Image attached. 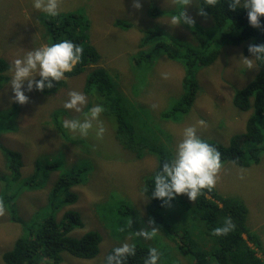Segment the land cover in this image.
<instances>
[{"label":"rangeland","instance_id":"obj_1","mask_svg":"<svg viewBox=\"0 0 264 264\" xmlns=\"http://www.w3.org/2000/svg\"><path fill=\"white\" fill-rule=\"evenodd\" d=\"M41 3H47V0H41ZM140 4L141 7L136 9L133 7V0H57L58 13L77 12L90 20V36L102 56L98 63L91 64L83 72L73 76L65 75L66 83L55 93L38 91L35 86L28 91V82L24 80L22 90L29 99L27 103H17L14 107L12 120L17 127L14 125L15 129L0 135L4 145L19 152L21 156L23 165L20 167V180L13 183L11 192L18 191L14 203L18 215L26 220L37 218L40 221L46 214L53 212L50 204L49 207L44 206L48 202L47 194L50 196L53 183L61 177L57 170L46 172V166L54 158H63L69 168L81 158L91 160L87 172L83 173L81 184L71 187L70 191L76 193L78 198L73 202L63 203L55 213L60 218L67 210L78 211L85 225L74 227L69 235L80 238L90 230L97 231L102 236L100 249L92 258L77 257L63 251L59 264H104L112 247L125 243L130 245L132 241L154 247L159 254L157 264H165L161 259L163 252L167 244L175 243L169 238H161L163 230L149 218L146 208L148 198L142 190L145 179L157 167V156L150 152L151 146L158 148V144L164 145L173 156L175 146L182 139L183 129L186 127L193 126L200 138H219L224 142H229L231 136L247 130L251 112L238 109L233 99L236 90L246 86L256 76L259 66L254 56L244 54L242 46H226L211 64L199 66L196 62L194 69L201 90L193 101L192 109L178 120L164 118L163 113L184 92L183 77L186 67L180 58H169L163 51L153 55L151 59L146 56L135 58L144 32L147 29H166L175 36L179 34L181 40L190 41L193 34L191 28L185 24H173L171 17L177 16L175 13L178 11H185L186 16L203 27L212 25V19L200 10L195 0H140ZM33 5L34 0H0V58L10 64L5 74L8 79L0 82L1 113L15 102L10 99L13 96L10 84L15 70L13 61H23L28 51L46 47L51 42L46 28L49 15ZM156 9L160 10L159 13H155ZM119 19L131 22V26L125 28L116 25ZM153 48V44L149 43L142 50L146 55ZM97 67L111 72L117 82L116 92L124 95L127 100V118L131 122H138L134 130L142 138L139 141L149 145L140 158L118 143L112 134V119L109 118L108 121L101 113L92 121L87 135L82 136L78 130L66 129L69 135L86 138V145L75 144L63 138L56 125L57 113L63 115L62 120L79 119L83 122L90 100L92 106L98 104L94 97L84 91L88 72ZM31 76L33 79L39 77L37 71H32ZM70 91L81 92L86 97V103L80 112L63 108V102L68 99ZM161 125L166 127L164 134H160L156 128ZM100 127L103 132L97 135ZM259 147L263 145L260 143ZM220 162L214 185L223 195L237 196L246 202L249 208L248 224L260 236L264 249V149L260 160L248 166L226 159ZM39 163L42 164L40 168ZM6 165V158L0 150V173L4 172L10 177L11 173ZM5 186V181L0 180V199L6 193ZM119 199L129 201L137 212L138 225L135 229L127 231L128 224L121 225L118 213L116 214ZM178 199L189 203L194 201H190L185 194H180L171 202ZM107 201H113L109 208L106 207ZM189 227L192 233L195 232L196 239L204 243V235L196 232L193 225ZM141 228L152 232L150 239L136 235ZM22 233V227L11 221L9 209L2 204L0 264H6L4 252L13 247ZM256 250L264 260L263 251L259 248ZM178 258L185 264L191 263L188 258V261L182 256Z\"/></svg>","mask_w":264,"mask_h":264},{"label":"trees","instance_id":"obj_2","mask_svg":"<svg viewBox=\"0 0 264 264\" xmlns=\"http://www.w3.org/2000/svg\"><path fill=\"white\" fill-rule=\"evenodd\" d=\"M196 3L200 10L212 19V25L203 27L196 23L185 24L193 32V38L190 41H183L179 34L175 36L173 32L166 29H147L139 46V51H141L135 54L137 59L145 56L151 59L153 55L163 51L169 58H180L186 67L183 77L184 92L179 100L163 113L164 118L178 120L192 109L193 101L196 100L201 90L194 69L196 62L198 65L215 62L226 46H242L244 54L249 56L252 55L248 52L249 44L264 43V17L260 18V27L254 28L248 23L247 10L243 7L230 10L227 0H195ZM159 11L156 9L155 13ZM181 12L185 11H178L175 14L179 16ZM115 24L125 28L131 26V22L121 19ZM90 26V20L77 12H63L54 17L49 16L46 28L51 42L47 46L61 40H70L82 48V53L80 60L71 71L65 72L59 81H53V88H45L42 91L55 93L66 83L65 75H77L91 64L98 63L102 55L92 42ZM149 43H152L154 48L151 49V53L145 55L142 49ZM256 61L259 66L258 73L246 86L236 90L237 93L233 99L238 109L251 112L246 132L231 136L229 142L220 141L219 138L209 140L201 138L219 152L220 160L226 159L241 166L258 162L261 158V151L264 149V56ZM9 66L10 64L4 58H0V82L8 79L5 74ZM116 84L117 82L108 69L97 67L88 72L84 91L94 97L98 104H101L102 116L107 120L112 119L113 124L109 123L118 143L134 153L135 157L140 158L149 145L139 141L142 138H139L134 130L138 122H131L127 118L128 109L125 107L127 100L124 95L116 92ZM16 104L14 102L10 108L0 112V135L17 127L16 122L12 120ZM91 106L92 101L90 100L88 108ZM62 116L57 113L55 122L63 138L75 144L85 143L86 138L67 134L66 128L62 127ZM156 128L160 134L166 132L165 126L161 125ZM260 143L263 147H259ZM0 150L6 158V167L11 173L10 177L6 173L3 174L4 172L0 173V180L5 181L7 189L4 197L0 199V206L6 205L11 214V221L23 229V233L16 239L13 247L4 252L5 263L59 264L63 251L83 258L96 256L102 240L100 233L90 230L80 238L72 237L69 232L74 227L85 225L81 214L75 210H67L59 218L55 213L63 203L73 202L78 198L76 193L70 191L71 187L81 184L83 173L87 172L91 160L86 157L81 158L69 168L62 160L63 158H54L52 163L46 166V172L51 173L57 170L61 173V177L53 183L50 196L47 194L48 202L44 206L49 207L50 204L53 212L46 214L40 221L37 218L26 220L18 215L14 203L18 191L11 192L13 183H18L20 180V167L23 165L20 153L4 145L1 138ZM150 152L157 156V167L152 175L145 179L142 190L148 198L146 208L149 218L163 230L161 238H169L175 243V245L167 244L163 252L161 259L165 264H185L178 256L186 260L188 258L191 261L189 264H264V260L258 256L256 250L259 248L264 254L261 238L248 224L249 208L242 198L223 195L216 185H213L211 189H202L193 203L178 199L174 203L162 205L160 200L151 197L153 179L160 164L172 158V152L161 144H158V148L152 145ZM41 165L39 163L38 168ZM119 200L116 214L118 213L121 225L128 224L127 231H130V228L135 229L138 225L137 212L129 201ZM112 202L107 201L106 207L109 208ZM102 208L100 210L104 212ZM101 215L103 216L102 213ZM225 218H230L234 227L226 235L212 234V229L223 226ZM190 225L196 228V232L204 235V243L196 239V234L191 232ZM129 246L134 248L135 253L128 256L123 264H144L149 249L154 248L151 245L133 241ZM114 248L116 247L109 250L107 256Z\"/></svg>","mask_w":264,"mask_h":264},{"label":"clouds","instance_id":"obj_3","mask_svg":"<svg viewBox=\"0 0 264 264\" xmlns=\"http://www.w3.org/2000/svg\"><path fill=\"white\" fill-rule=\"evenodd\" d=\"M36 9H39L49 16H56L57 0H47L42 4L41 0H34ZM230 10L243 7L247 10V20L250 26L260 27V18L264 17V0H227ZM133 7H141L140 0H133ZM202 11V10H201ZM173 24L194 23L193 19L181 12L179 16L171 17ZM193 38V35H192ZM248 52L256 59L264 56V43L249 44ZM82 48L70 40H61L49 46L36 48L28 51L21 59L13 61L14 74L10 80L13 96L10 97L18 104L27 103L29 97L22 90V82L27 80V90L31 91L33 86L38 91L45 88H53V81H59L65 72L71 71L73 66L80 60ZM32 71H37L39 79H33ZM86 103V97L78 91H70L68 99L63 102V108L81 111V107ZM103 111L101 105H93L84 114L83 122L79 119H65L62 127L70 131H79L87 135L92 127V121L96 120ZM103 128L97 129V135L102 134ZM221 166L219 152L210 144L196 135L193 126L183 129L182 139L175 146L172 158L163 161L153 179L151 197L160 200L162 205L169 204L176 196L185 194L192 201L200 194L202 189H211L215 183V177ZM234 225L230 218H225L221 227L212 229V234L216 236L226 235ZM136 235L145 239H150L152 232L141 228ZM134 248L127 243L122 244L112 250L105 259V264H123V261L134 255ZM159 254L155 248H150L144 260V264H157Z\"/></svg>","mask_w":264,"mask_h":264}]
</instances>
